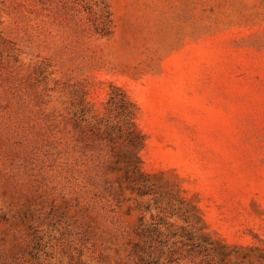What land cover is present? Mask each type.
Masks as SVG:
<instances>
[{
	"label": "rangeland",
	"instance_id": "1",
	"mask_svg": "<svg viewBox=\"0 0 264 264\" xmlns=\"http://www.w3.org/2000/svg\"><path fill=\"white\" fill-rule=\"evenodd\" d=\"M0 264H264V0H0Z\"/></svg>",
	"mask_w": 264,
	"mask_h": 264
}]
</instances>
